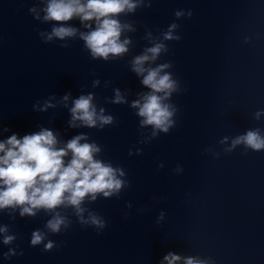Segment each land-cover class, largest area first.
<instances>
[{
	"label": "water",
	"instance_id": "water-1",
	"mask_svg": "<svg viewBox=\"0 0 264 264\" xmlns=\"http://www.w3.org/2000/svg\"><path fill=\"white\" fill-rule=\"evenodd\" d=\"M45 2L0 0V139L46 128L62 145L83 134L126 183L110 197L85 198L84 217H103V230L80 224L71 206L55 210L68 222L57 234L45 228L51 212L0 211V225L16 237L0 244V264H160L169 252L264 264V150L232 147L247 131L264 136V0H141L118 16L129 26L121 33L127 52L107 60L85 48L78 18L66 22L76 35L45 41L40 34L55 25L41 19ZM178 10L185 15L176 18ZM173 23L179 39L164 40ZM155 43L165 47L150 66L168 64L176 90L165 101L173 125L153 135L131 106L148 91L131 68ZM115 90L123 103L113 102ZM87 94L110 124L69 127L72 101ZM45 101L53 107L40 111ZM36 229L55 242L50 251L29 246ZM9 248L22 254L4 260Z\"/></svg>",
	"mask_w": 264,
	"mask_h": 264
},
{
	"label": "clouds",
	"instance_id": "clouds-1",
	"mask_svg": "<svg viewBox=\"0 0 264 264\" xmlns=\"http://www.w3.org/2000/svg\"><path fill=\"white\" fill-rule=\"evenodd\" d=\"M140 2L141 0H46L40 9L43 12L42 18L38 15L35 18L55 22L51 32L40 34L45 41L53 38L64 40L76 35L77 30L67 26L66 22L78 18L83 27L88 29L79 34L85 48L93 59L107 60L109 56H120L127 52L129 40H121V33L129 26L121 24L118 16L124 12H133ZM36 11L35 7L29 9L30 13ZM174 15L180 18L185 13L178 10ZM191 15L192 11L188 10L187 16ZM176 27L175 23L170 24L163 39H179L173 34ZM164 47L163 43H155L132 60L131 70L142 77L140 84L148 91L133 101L131 106L137 109L141 126H151L153 135H156L157 130L167 133L173 125L174 109L165 101L176 90V82L169 73L164 72L169 67L168 64L150 66ZM68 98V95L62 98L65 106ZM92 101V94L80 95L72 101L69 127L91 128L111 123L112 117L104 115L103 109L97 112ZM113 102H124L118 90H115ZM50 107L53 105L45 101L39 110L44 111ZM36 108L37 105L34 104L33 110ZM256 115L259 117L261 113L257 112ZM4 131L8 129L5 128ZM239 144L253 151H262L264 136L259 130H250L233 139L232 147ZM99 151V147L87 142V137L83 134L75 135L61 145L54 132L46 128L24 135L12 132L5 139H0V211L18 209L21 217L35 216L39 210L51 212L52 216L45 228L48 232L57 234L68 226V222L55 210L71 206L80 224L103 230L106 226L103 217L92 212L84 217L86 209L82 205L85 198L94 201L98 194L103 197L118 194L126 181L121 178L125 175L121 169L113 168L95 158ZM7 232V227L0 225V244L6 246L16 239L15 235ZM28 243L30 247L43 244V251H50L55 244L52 240H46L45 233L39 229L31 232ZM17 254L22 253L9 248L3 253V259L8 260ZM181 260L183 264H208L206 260L181 257L172 252L164 255L160 264H179Z\"/></svg>",
	"mask_w": 264,
	"mask_h": 264
}]
</instances>
